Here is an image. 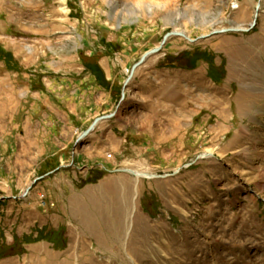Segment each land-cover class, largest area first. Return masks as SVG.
<instances>
[{
    "label": "rangeland",
    "instance_id": "1",
    "mask_svg": "<svg viewBox=\"0 0 264 264\" xmlns=\"http://www.w3.org/2000/svg\"><path fill=\"white\" fill-rule=\"evenodd\" d=\"M257 3L0 0V47L9 55L0 61V198H5L0 201V264H264V54L259 53H264V0L257 26L249 33L196 43L171 37L137 69L117 110L118 83L113 105H101L98 113L118 111L98 126L102 133L115 125L114 148L104 150L100 165L75 161L69 168L76 171L79 190L90 188L85 214L77 207L74 213L68 202L63 211L56 200L54 205L42 203L39 183L30 190L36 192L34 198L30 192L24 196L33 179L57 168L59 155L34 160L30 149L37 136L24 142L11 138L13 110L3 106L8 86L23 107L22 93L41 90L47 75L77 80L71 89L77 105L85 91L92 100L97 88L85 68L96 71L104 60L117 73L128 69L118 74L121 83L168 32L196 39L215 29L247 28ZM103 5L102 12L96 11ZM227 37L238 40L216 53L213 41ZM227 49L232 56L225 55ZM200 67H207V79ZM178 68L198 70L174 77ZM195 85L206 93L192 89ZM184 98L191 108L184 109ZM203 100L200 110L197 103ZM61 110L64 117L56 130L73 126L75 141L93 120L81 114L68 118L66 105ZM211 150L213 155L203 156ZM122 168L157 177L137 180L114 172ZM52 186L41 185L45 191ZM38 238L43 240L30 242Z\"/></svg>",
    "mask_w": 264,
    "mask_h": 264
},
{
    "label": "crops",
    "instance_id": "2",
    "mask_svg": "<svg viewBox=\"0 0 264 264\" xmlns=\"http://www.w3.org/2000/svg\"><path fill=\"white\" fill-rule=\"evenodd\" d=\"M173 2V0H169ZM105 9V5L103 7H97L96 11L102 12ZM238 39L233 38H223L221 41L217 40L216 42L213 41L212 49L218 53L220 47L222 45H230L231 42L237 41ZM225 55L229 57L233 55V50L227 49L224 50ZM223 52V51H222ZM259 53L262 55L263 50L261 49ZM244 55H246V60L243 61L245 63L244 65L240 63V66L243 69H246V62H247V52L245 51ZM216 66L219 63V60H215ZM97 69L94 70H87L86 68L83 70V72H86V75H88L91 79V83L95 88H97V92L94 94L93 99L91 96L88 95V93L85 91L84 98L80 101L79 105H77V102H75V98L77 97V93L74 94V92L71 90L74 85H77V80H72L70 78H64L58 77L56 75H47L44 78V85L45 87H41L42 89L39 90L38 88H28L26 91H24L23 99H24V106L22 107L21 104H17L16 98L14 97L15 89H11V86H8L7 89L9 92V100L5 106V109L9 112L13 110L12 117L10 120V126H11V138H14L16 135L18 138H21L24 141H26L30 135L32 137L37 136L32 140V147L30 149V155L33 157L34 160H37L41 157H55L56 155H59V165L56 169L52 171H48L46 175L37 177L33 179L28 185L26 191L28 189L32 190L36 185L38 184L39 187L36 189H40L38 192H43V194H38V198L42 203H45V205L50 204L54 205L55 200L58 206L61 208L62 211L66 204V202L69 203V206H71L75 213V208H79V212L87 213L86 207L88 205V200L90 198L91 191L90 188L88 189L87 186L84 187L82 190H79L77 187V184L79 183L78 177L76 176V171L70 170V166L74 164L75 161H80L79 163H89L97 161V165L102 164V158L104 157V150L106 148H114L112 146V142L115 140L113 139L111 132L114 129V126H111V131L104 129L102 133H99L101 128H99V124L101 122H110L118 113V109L116 110V115L108 120L101 121L95 130L87 136L81 142H78L79 136L85 131H83L77 139L74 141V135L76 132V129L73 126H68V128L65 127V125H62V129H60L58 132L56 129H58V123L63 121L61 118L64 117V114L61 110V106L66 105L68 108V118L69 115L71 117L77 116L78 114H81L82 116H86V119L93 121L89 125V127L92 125V123L95 121V119L101 117L98 114L100 112L99 107L103 105L104 107L110 108L113 104L112 100L116 95L118 94V83L122 85L121 88V95L123 91L124 86V80L120 83V79L118 74L119 73H127L128 69H125L120 71L119 73L115 70V65H109L108 63H104V60H99L98 65L96 64ZM200 69H204L205 72V79L208 78V72L207 67L203 68L200 67ZM198 70V69H197ZM197 70H183V69H174L173 75L174 77H177L181 75L182 73H190ZM169 71V69H168ZM178 72V73H177ZM56 73V72H55ZM50 74V73H49ZM200 76H202V72H200ZM62 80V81H61ZM126 80V79H125ZM175 81V79H173ZM195 84V83H194ZM186 89H198L201 93H206V89L202 87L201 85H195L193 87L185 86ZM67 89H70V92L68 93ZM13 90V92H12ZM127 90V89H126ZM184 93H187V91H184ZM127 94V91H126ZM188 95V93H187ZM184 104L187 106L184 107V109H187L189 106L187 102L189 100H186L184 98ZM223 99H218L217 102H222ZM205 101H200L199 105L197 103V106H199L200 110L205 108L203 105ZM92 104L97 107L92 108ZM196 106V107H197ZM190 107V106H189ZM195 107V108H196ZM252 107V105H250ZM191 108V107H190ZM241 110H243V107L239 106ZM18 110V114L21 118L18 119L16 116V111ZM115 112V111H114ZM9 113V115H10ZM113 113V112H112ZM110 114V113H109ZM108 115V114H106ZM104 116V115H102ZM67 125H69V121H66ZM129 125H126L125 129H129ZM88 127V128H89ZM34 128V129H32ZM87 128V129H88ZM113 128V129H112ZM66 129V130H65ZM18 130V132H16ZM36 130V131H35ZM107 130V131H106ZM130 130V129H129ZM110 132V133H109ZM88 138V139H87ZM7 141H11L10 138H7ZM16 139V137H15ZM102 140L103 143H99V141ZM41 143V144H39ZM71 144V145H70ZM26 146V145H25ZM70 146L69 155L71 158V161L69 164H66V151L65 149ZM77 146L79 148H77ZM13 149V146L10 145L8 148V152H11ZM25 152H28V148H25ZM116 149H114L115 151ZM101 161V162H99ZM86 167V166H85ZM72 172L75 173V175H72ZM64 174V175H63ZM51 175L53 176V179H51ZM48 185L52 184V188L50 190L46 189L44 190V187H41V185ZM117 188V194H119L120 186L119 182L116 183ZM25 191V192H26ZM36 196V192L32 193L30 192L31 199ZM101 198L103 197V194L101 193L99 195ZM92 197V196H91ZM98 195L94 196V199H96ZM16 198V197H14ZM92 199V198H91ZM97 200V199H96ZM66 207V206H65Z\"/></svg>",
    "mask_w": 264,
    "mask_h": 264
},
{
    "label": "water",
    "instance_id": "3",
    "mask_svg": "<svg viewBox=\"0 0 264 264\" xmlns=\"http://www.w3.org/2000/svg\"><path fill=\"white\" fill-rule=\"evenodd\" d=\"M262 2H263V0H258L257 6H256V13H255L254 20L247 28L231 27V28L215 29L210 34L202 35V36H200L199 38H196V39L190 38L185 33H180V32H175V31H171V32H168L167 34H165V36L163 37L162 41L160 42V44L157 47H155L153 49H150L149 51L145 52L142 55V57L140 58V60L132 66L129 75H128V77L126 78V80L124 82L120 104L126 98V89H127L128 85H129V83L132 81L133 77L135 76V73H136L137 69L139 67H141L142 65H144V63L148 60L149 57H151L152 55H156V54L160 53L163 50V48L166 46L168 40L171 37H179V38H182V39H185V40L189 41L190 43H196V42H198L200 40L207 39V38L215 36V35L229 34V33H249L252 30H254L255 27L257 26L260 13L262 11ZM120 104L118 105V108L120 107ZM116 113H117V111L95 119V121L92 123V125L79 136L78 142H81L83 139H85L87 136H89L95 130V128L97 127V125L101 121L113 118L116 115ZM114 172H117V173H128V174L133 175V176L136 175L134 170L126 169V168L117 169ZM155 177H157V176H155ZM29 192H30V189H28L25 192L24 196H26ZM4 199L5 198H0V201H2Z\"/></svg>",
    "mask_w": 264,
    "mask_h": 264
},
{
    "label": "trees",
    "instance_id": "4",
    "mask_svg": "<svg viewBox=\"0 0 264 264\" xmlns=\"http://www.w3.org/2000/svg\"><path fill=\"white\" fill-rule=\"evenodd\" d=\"M8 56L9 55H7L5 53V51L0 47V61L3 60V59H5V57H8ZM202 56H203L202 58L205 59V56L204 55H202ZM102 176H103V174H101V175H99L97 177H93L90 180V182H92V183L97 182L100 178H102ZM40 240H43V239L42 238H38L37 240H32L30 242H37V241H40ZM63 248H65V246H63ZM0 250H1V248H0ZM2 257H4V254H2L1 251H0V258H2Z\"/></svg>",
    "mask_w": 264,
    "mask_h": 264
},
{
    "label": "bare ground",
    "instance_id": "5",
    "mask_svg": "<svg viewBox=\"0 0 264 264\" xmlns=\"http://www.w3.org/2000/svg\"><path fill=\"white\" fill-rule=\"evenodd\" d=\"M175 32H180V33H184V32H182V31H175ZM211 156V155H213V151L211 150V152H207V153H205L203 156ZM135 171V170H134ZM135 173H136V175L134 176V177H136V179L138 180V179H140V178H147V179H152V178H154L155 177V175H153V174H148V173H143V172H138V171H135Z\"/></svg>",
    "mask_w": 264,
    "mask_h": 264
}]
</instances>
